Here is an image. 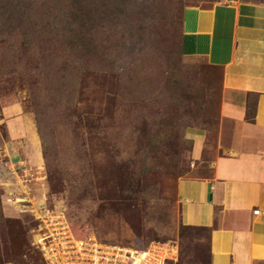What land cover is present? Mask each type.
Returning a JSON list of instances; mask_svg holds the SVG:
<instances>
[{"label":"rangeland","instance_id":"obj_1","mask_svg":"<svg viewBox=\"0 0 264 264\" xmlns=\"http://www.w3.org/2000/svg\"><path fill=\"white\" fill-rule=\"evenodd\" d=\"M231 1L264 5L0 0V264H46L43 207L79 240L172 242L177 264H210L209 231L181 221L178 182L210 176L223 153V71L186 57L182 37L187 9ZM194 131L206 134L198 159Z\"/></svg>","mask_w":264,"mask_h":264},{"label":"crops","instance_id":"obj_2","mask_svg":"<svg viewBox=\"0 0 264 264\" xmlns=\"http://www.w3.org/2000/svg\"><path fill=\"white\" fill-rule=\"evenodd\" d=\"M182 48L223 71L222 154L211 175L178 182L181 221L210 233V264H264V5L187 9ZM205 131H194L195 159Z\"/></svg>","mask_w":264,"mask_h":264},{"label":"built area","instance_id":"obj_3","mask_svg":"<svg viewBox=\"0 0 264 264\" xmlns=\"http://www.w3.org/2000/svg\"><path fill=\"white\" fill-rule=\"evenodd\" d=\"M17 196L16 203L29 208L28 200ZM22 213L33 210L22 209ZM35 212V211H34ZM35 244L46 264H177L179 247L172 242H152L143 248L104 243L91 236L77 239L68 219L61 212L46 207L36 211ZM35 212V213H36ZM34 216V215H33Z\"/></svg>","mask_w":264,"mask_h":264},{"label":"trees","instance_id":"obj_4","mask_svg":"<svg viewBox=\"0 0 264 264\" xmlns=\"http://www.w3.org/2000/svg\"><path fill=\"white\" fill-rule=\"evenodd\" d=\"M215 68V67H214ZM217 69V68H216ZM220 70V69H219ZM192 228V227H191ZM196 229H202V228H196ZM204 230H207V229H204Z\"/></svg>","mask_w":264,"mask_h":264},{"label":"bare ground","instance_id":"obj_5","mask_svg":"<svg viewBox=\"0 0 264 264\" xmlns=\"http://www.w3.org/2000/svg\"><path fill=\"white\" fill-rule=\"evenodd\" d=\"M37 204V203H36Z\"/></svg>","mask_w":264,"mask_h":264}]
</instances>
